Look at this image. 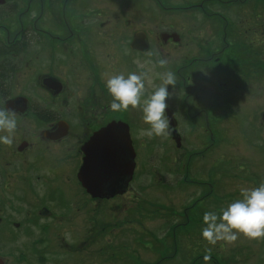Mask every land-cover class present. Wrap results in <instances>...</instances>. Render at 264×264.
<instances>
[{
    "label": "flooded vegetation",
    "instance_id": "1",
    "mask_svg": "<svg viewBox=\"0 0 264 264\" xmlns=\"http://www.w3.org/2000/svg\"><path fill=\"white\" fill-rule=\"evenodd\" d=\"M0 20V109L17 120L0 144V264H264V240L202 236L205 212L264 182V0H0ZM166 71L172 133L141 136L107 75L146 73V99ZM108 125L134 166L93 186L80 176L104 174L91 164L111 150L91 137Z\"/></svg>",
    "mask_w": 264,
    "mask_h": 264
},
{
    "label": "clouds",
    "instance_id": "2",
    "mask_svg": "<svg viewBox=\"0 0 264 264\" xmlns=\"http://www.w3.org/2000/svg\"><path fill=\"white\" fill-rule=\"evenodd\" d=\"M151 54V53H150ZM159 66L165 67L167 61L159 60ZM162 85L146 99L147 74L129 73L107 75L106 88L112 97L111 108L115 111L141 109L143 121L149 125L148 130H141V136L168 137L172 133L170 121L166 115L170 97L168 86L177 84L175 74L166 71L161 74ZM148 83H151L148 80ZM17 129L16 113L10 109H0V144L11 146ZM241 199L230 203L220 214L205 212L202 236L208 244L215 246L218 242L235 244L240 235L249 240H264V182L255 188H242ZM210 259V257H205Z\"/></svg>",
    "mask_w": 264,
    "mask_h": 264
},
{
    "label": "water",
    "instance_id": "3",
    "mask_svg": "<svg viewBox=\"0 0 264 264\" xmlns=\"http://www.w3.org/2000/svg\"><path fill=\"white\" fill-rule=\"evenodd\" d=\"M111 125V124H110ZM110 125L106 126L103 130L98 131L94 136L91 138L94 139L95 144L106 146L111 152L108 151V156L105 153H101L99 155L94 156L95 158H102L103 161L97 160L91 164L92 173L96 169H103V175H92L91 177L81 175L80 178L82 182L92 180L93 186H104L105 184L103 181H107L111 184H116L119 179L120 175L116 172L121 170L122 172L126 173L128 171H132L134 162H133V155L134 152L130 145L129 139L125 136L120 134V130H114L113 127ZM89 165V160L86 159L83 162L81 167V172L85 171L84 166ZM80 175V174H79ZM127 181V180H123ZM88 185L87 183H85ZM94 194V192H93ZM109 192L106 194L108 195Z\"/></svg>",
    "mask_w": 264,
    "mask_h": 264
},
{
    "label": "rangeland",
    "instance_id": "4",
    "mask_svg": "<svg viewBox=\"0 0 264 264\" xmlns=\"http://www.w3.org/2000/svg\"><path fill=\"white\" fill-rule=\"evenodd\" d=\"M2 23V21L0 20V24ZM5 37H6V33H4V30H2V29H0V39H5ZM159 228L156 230V234L158 235L159 233H161V232H159ZM154 249H156L157 250V248H154ZM169 252H162V253H158V254H160V255H166V254H168ZM171 259L172 260H174V261H177L178 260V257L177 256H172L171 257ZM172 260H169V264L172 262ZM182 262H185L184 260L182 261ZM204 264H207V259H205V261H204Z\"/></svg>",
    "mask_w": 264,
    "mask_h": 264
}]
</instances>
